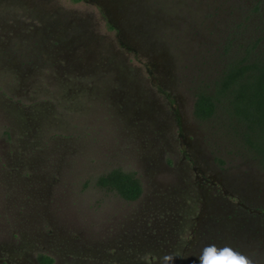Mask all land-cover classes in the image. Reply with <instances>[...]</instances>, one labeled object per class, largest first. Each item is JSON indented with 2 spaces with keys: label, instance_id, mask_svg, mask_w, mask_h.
I'll list each match as a JSON object with an SVG mask.
<instances>
[{
  "label": "rangeland",
  "instance_id": "rangeland-1",
  "mask_svg": "<svg viewBox=\"0 0 264 264\" xmlns=\"http://www.w3.org/2000/svg\"><path fill=\"white\" fill-rule=\"evenodd\" d=\"M241 1L0 0V244L26 251L13 264L43 250L61 261L133 242L156 248L170 229L144 224L198 215L199 225L163 235L184 249L177 264H198L211 244L264 264L253 235L205 228L214 182L236 204L229 180H259V196L264 170L229 131L193 115L198 92L264 43V0ZM114 169L140 179L139 202L97 186ZM251 205L264 211V201Z\"/></svg>",
  "mask_w": 264,
  "mask_h": 264
},
{
  "label": "flooded vegetation",
  "instance_id": "flooded-vegetation-1",
  "mask_svg": "<svg viewBox=\"0 0 264 264\" xmlns=\"http://www.w3.org/2000/svg\"><path fill=\"white\" fill-rule=\"evenodd\" d=\"M246 2L247 0L241 1V3H246ZM257 4L254 9V11L256 12L259 11ZM246 18L247 16H245L244 20H246ZM230 27L231 26H227V24L225 25V29L228 31ZM262 41L263 40H260L257 45L255 44L247 45L246 50L244 48L245 50L244 56L246 57L247 55L252 53L250 51L253 47H255V52H259L260 50L264 49V43L262 44ZM245 57H242V58H245ZM242 58H236V59H242ZM231 62H229L228 65ZM196 99H197V95H196ZM194 106H195V103H194ZM240 182H242L243 185H245L247 182H250V185L248 186L245 185V188H242L240 186L241 185ZM254 183H257L260 187L259 180L250 181L249 179V181H245V180H236V178H231L229 180L228 185L231 187L230 189L234 188V189L239 190L238 201L236 202V204H234L231 202L232 198L229 196L230 190L227 189V187L225 186L223 187L217 182H214L213 185L214 184L218 185L216 187L217 189L216 190V194H217L216 201L217 202L212 203V205L209 208L208 217L206 219L207 226L205 228L208 227L209 229H211V232L218 231L217 234L219 236L233 234V236L240 238L243 235H248L246 237H251L253 235L254 239L257 242L258 240H260L264 244V211L255 210V206L251 205L253 202H257L259 200L264 201V190L262 193L259 192V196L255 195V190L252 188ZM142 190H143L142 194L137 200L128 202V203L139 202L142 199L143 194H144L143 186H142ZM164 202H166V200ZM164 202L162 203L164 204ZM158 205H159V202L157 200V202H155L152 205L151 212L160 211V207ZM219 205H222V206H219ZM181 209L184 212L188 213L189 215H192L194 213L193 211H195L194 206H192V208L188 206L183 207V204H182ZM177 210L179 209L177 208ZM157 214H161L164 217L162 213H157ZM166 215L168 217H171V215H168V214ZM200 221H201V217L200 215H198L194 219L189 218L187 221L184 222V224L180 223L177 226H173L174 225L173 221L170 218L166 219L164 217L162 221L154 223L153 225L149 221V224L148 225L144 224L145 228L144 227L143 228L144 230L146 229L147 231L152 233L153 231L157 229V226H158V228H161V230L163 231H165V229H170L168 233L167 232H164V233L172 235L177 230L183 229L184 226L187 228H191L193 224L199 225ZM14 226H15L14 229L16 231H12L13 238L14 240L18 241L19 245H23L22 239L20 238L22 234L20 230H18L17 228L18 225L14 224ZM166 234L158 233V235L154 236L155 242L159 244V245L157 244L158 247L156 248L154 246L155 244L154 245L151 244L149 247L144 248L140 246L139 244H134L133 242V243H128L127 245H125L127 247H124L122 249L117 246L115 247V251L113 250L109 254H104V253L97 254V253H94V251L92 250L84 249L82 252L83 254L80 255L79 252H77V254L75 255L73 254L67 255L61 261L57 259L60 255L56 257L52 253H49L48 251L43 250L42 252L37 253L36 257L32 260L30 264H161V258L169 254L172 255L173 259L170 261L164 262V264H177V261L179 260L178 254L184 249L179 247L181 245L177 241H176L177 246L171 244L170 238L168 242H166V239L163 238V235H166ZM214 234L215 233H213L212 235ZM205 246L206 245L201 246V250ZM53 251H50V252H53ZM188 252L189 251H186V253ZM43 258H46V260H42ZM48 260H51V262H48ZM15 261L17 263L26 261V251L24 250V247L13 249L11 246L0 244V264H13V262Z\"/></svg>",
  "mask_w": 264,
  "mask_h": 264
},
{
  "label": "trees",
  "instance_id": "trees-1",
  "mask_svg": "<svg viewBox=\"0 0 264 264\" xmlns=\"http://www.w3.org/2000/svg\"><path fill=\"white\" fill-rule=\"evenodd\" d=\"M250 52L233 60L212 86L198 92L193 115L229 131L264 170V49L255 52L253 47ZM96 184L127 202L137 200L143 191L137 176L121 169L100 176Z\"/></svg>",
  "mask_w": 264,
  "mask_h": 264
},
{
  "label": "clouds",
  "instance_id": "clouds-1",
  "mask_svg": "<svg viewBox=\"0 0 264 264\" xmlns=\"http://www.w3.org/2000/svg\"><path fill=\"white\" fill-rule=\"evenodd\" d=\"M171 254L161 258V264L172 260ZM198 264H254L246 254L237 251L231 246L218 247L215 244L206 245L198 256Z\"/></svg>",
  "mask_w": 264,
  "mask_h": 264
}]
</instances>
